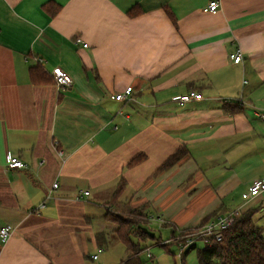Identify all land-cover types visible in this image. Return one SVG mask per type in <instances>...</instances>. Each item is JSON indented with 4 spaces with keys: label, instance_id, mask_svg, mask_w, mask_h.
<instances>
[{
    "label": "crops",
    "instance_id": "0c3cea01",
    "mask_svg": "<svg viewBox=\"0 0 264 264\" xmlns=\"http://www.w3.org/2000/svg\"><path fill=\"white\" fill-rule=\"evenodd\" d=\"M210 1L0 0V229H14L0 240V264L67 263L77 251L64 253L53 226L72 225L73 209L84 207L74 186L113 196L121 179L130 185L124 168L155 153L164 162L123 201L148 203L150 222L155 210L172 227L170 239L143 243L147 264H192L177 234L246 205L262 210L264 195H241L264 178V0H220L216 14L205 11ZM240 49L236 64L230 55ZM37 66L49 83L33 84ZM55 68L71 88L57 87ZM128 87L131 100L111 98ZM190 91L202 99L173 101ZM183 148L185 160L158 171ZM129 150L138 153L126 159ZM140 153L145 161L129 167ZM9 155L27 168L9 169Z\"/></svg>",
    "mask_w": 264,
    "mask_h": 264
},
{
    "label": "trees",
    "instance_id": "16d2710c",
    "mask_svg": "<svg viewBox=\"0 0 264 264\" xmlns=\"http://www.w3.org/2000/svg\"><path fill=\"white\" fill-rule=\"evenodd\" d=\"M138 14H140L139 9L131 11V16ZM30 69V79L33 84L39 85L50 82V79L41 70V66ZM188 156L189 153L185 148L180 149L158 171H166ZM145 159V154H138L129 162V167L137 166ZM126 188L127 182L125 179H121L116 188L117 191L110 201L113 204L106 208V214L103 217L110 225L106 227V232H99L95 235V242L98 248L103 251L104 248L108 247V237L115 234L126 249V258L120 264H147L141 255L147 249L143 243L150 236L143 232L142 228L149 229L147 210L151 206L148 203L134 206L131 201H119ZM258 211V209H250L247 212L237 213L234 224L224 233V239L221 242L215 240L204 242L205 247L197 250L198 264H264V226L259 225L255 219V214ZM218 216L220 215L214 217ZM209 220L208 218L203 222L206 224ZM110 226L113 227L112 231ZM194 230L180 232L178 234L179 241L183 242L184 236ZM196 245L190 247L188 251L197 249Z\"/></svg>",
    "mask_w": 264,
    "mask_h": 264
},
{
    "label": "rangeland",
    "instance_id": "374dc122",
    "mask_svg": "<svg viewBox=\"0 0 264 264\" xmlns=\"http://www.w3.org/2000/svg\"><path fill=\"white\" fill-rule=\"evenodd\" d=\"M136 147L139 148V145H136ZM140 150V149H139ZM136 150H129L124 154V157L126 159H129L133 156H135L138 152ZM141 154V153H140ZM92 156V155H91ZM124 159V160H126ZM165 159V154L161 153H155L152 156V160H149V162L147 161V163H144L143 165H141L138 168L133 169H128V168H124L123 172V176L126 178V180H128V182H130V185H128V191H126V193L122 196V198L119 201H124L126 200V198H128V196L130 195V193H132L135 190H139V187L142 185L141 183H143L147 177H149L151 174H153L155 172V170L157 169L156 167L160 166L161 163L164 162ZM94 160H97L95 162L94 165H98L97 168L99 166H101V158H98L96 156H94ZM105 165L111 164L110 162H105ZM94 172H96V170H94ZM120 177V176H119ZM108 179H111L112 177H107ZM109 182V180H108ZM84 181H82L81 183H78L77 186H74V190L71 193V196H73L75 194V197L78 196V194L83 191V190H79V188H84ZM141 184V185H140ZM186 186H188V182H185L184 184V188L186 189ZM113 190V188H112ZM112 190H108V191H104V192H99V193H94V196H92V198L90 197H86L87 200H84V207L82 206H78L75 207L76 210L78 212L75 211V209H73V211L75 212V215H72V217H74L75 219L72 221V225H67L66 223H58L55 224L53 226V230H54V238L56 239V241H58L60 247L63 249L64 253L65 252H69V251H77V255L76 256H69L66 257L67 263L65 262V264H120L122 260H124L126 258V249L124 248V246L121 244V242L117 239V237L115 236V234H112L108 237V247L104 248V250L99 253V260L98 261H90L87 259L88 256H91L95 253L98 252V246L95 242V235L98 234V231L100 233L102 232H106V227H108L110 224L105 221L103 219V216L106 214L105 210V206L106 204L108 205V207H111V205L113 203L108 202L107 199L111 200L112 196H111V191ZM108 196V198H107ZM103 199H105L106 201H104L103 203ZM107 202V203H106ZM95 203H98L97 205H95ZM101 204V205H99ZM102 206V207H101ZM113 207V206H112ZM79 211V209H81ZM253 206L252 205H246L243 209H241L242 212H247L248 210L252 209ZM257 209V208H256ZM260 209V208H259ZM262 209V210H261ZM259 212H257V214H255V219L257 220V223L261 226H264V207L261 208ZM190 211V209L188 210ZM187 211V212H188ZM77 214V216H76ZM158 211L153 210L152 211V216L155 217V219H152L150 222V217H148V227L149 230H151L154 234H155V238L159 239L162 238L163 240L166 239H170L173 235V230L172 227L170 226H164L160 220H158L157 217ZM88 216L90 217L92 220V223L88 224L86 222L85 217ZM79 217V218H77ZM95 220V221H94ZM82 229L80 232L75 231V229ZM110 230L113 228L112 226L109 227ZM74 231L75 235L77 233L76 236H69V233L72 231ZM70 231V232H69ZM112 231V230H111ZM110 232V231H109ZM191 232V231H189ZM73 233V234H74ZM177 230L176 233L177 234ZM114 235V236H113ZM178 235V234H177ZM76 237V241H68L70 238H74ZM92 237V241L90 242H86L85 238H91ZM94 238V239H93ZM176 243L181 244L182 242H180L179 240L173 239ZM78 241V242H77ZM67 247H63L62 244H67ZM204 241H198L197 243V249L193 250L192 252L194 254H192L193 257H195L193 259L194 262H192V264H196L195 262H197L198 264V259H197V250L198 249H202L204 248ZM156 248V247H154ZM157 250V249H155ZM78 252H80L82 254V257L79 255L78 257ZM145 257L147 258V255H145ZM148 261V260H146ZM150 262V261H149ZM189 262V260H188ZM148 263V262H147ZM152 264V263H149Z\"/></svg>",
    "mask_w": 264,
    "mask_h": 264
},
{
    "label": "built area",
    "instance_id": "2783aa9c",
    "mask_svg": "<svg viewBox=\"0 0 264 264\" xmlns=\"http://www.w3.org/2000/svg\"><path fill=\"white\" fill-rule=\"evenodd\" d=\"M221 2L220 0H212L207 5V8L205 9L206 12H209L211 14H216L221 9ZM77 43L82 44L84 48H88V44L83 43V41L79 38L77 39ZM230 58L235 62L236 64L241 63L242 61V52L241 49L237 50L236 52L232 53L230 55ZM51 76L53 80L55 81V84L58 85L57 87L60 88V90H66L72 87L73 80L72 77L64 72V70L60 68H55ZM132 93L133 88L128 87L125 92L120 94H113L111 96L112 99L117 101H126L132 99ZM202 94H197L196 92L190 91L186 94L175 96L173 97V101H176L182 105L189 103L193 100H201ZM62 154V153H61ZM7 167L9 169L13 170H19L27 168L26 164L17 158L16 156L9 155L7 160ZM58 183H54L52 188L57 189ZM90 195L89 190H85L83 192H80L77 196V199H85ZM264 195V178L256 179L254 180L251 185L249 186L248 190L242 193L241 198L244 202H250L259 196ZM241 212L240 208L232 211L227 212L225 214H222L214 219L209 220L204 226L201 228H197L191 233L184 236V241L181 243V253L180 255H183V252H185L186 248L195 246L198 241H208V240H215L216 242H221L224 238V233L234 224L235 222V215L237 213ZM14 229L10 225H5L0 229V240L1 242L5 243L8 241V239L11 237L12 232ZM149 249H146V252H149ZM102 249L98 250V253H101ZM94 260L98 259V254H95L93 256Z\"/></svg>",
    "mask_w": 264,
    "mask_h": 264
},
{
    "label": "water",
    "instance_id": "95a60500",
    "mask_svg": "<svg viewBox=\"0 0 264 264\" xmlns=\"http://www.w3.org/2000/svg\"><path fill=\"white\" fill-rule=\"evenodd\" d=\"M143 232H145L146 234H148L150 236V238H154L155 234L149 230L148 228H142Z\"/></svg>",
    "mask_w": 264,
    "mask_h": 264
}]
</instances>
